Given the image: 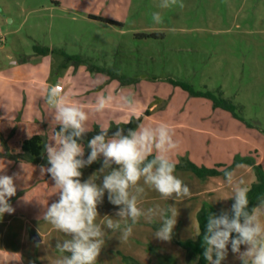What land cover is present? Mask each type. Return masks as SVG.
Masks as SVG:
<instances>
[{
  "label": "rangeland",
  "instance_id": "obj_1",
  "mask_svg": "<svg viewBox=\"0 0 264 264\" xmlns=\"http://www.w3.org/2000/svg\"><path fill=\"white\" fill-rule=\"evenodd\" d=\"M181 2L183 8H160L161 0H0V84L13 77V61L38 69L27 97L35 104L30 110L42 113L31 120L42 123L44 136L47 125L57 124L47 92L60 84L63 95L83 108L93 92L113 97L103 113L88 111L89 129L97 122L108 128L112 122L126 123L148 110L140 126L165 123L173 130L179 144L176 164L188 160L223 171L206 179L175 171L191 191L182 200H164L146 188L142 208L174 205L178 211L171 242L153 236L158 221L141 218L124 242L119 232L105 228L97 264H171L170 256L175 264H196L179 243L197 238V213L204 205L216 215L230 212L234 201L223 200L232 195L225 171L233 172L234 184L243 181L249 187L257 181L254 165L264 170V0ZM154 12L162 16L161 24L153 22ZM35 45L59 52L36 55ZM66 55L81 56L86 64L67 61ZM92 64L109 74L90 72ZM176 82L224 98L234 111L215 107L212 97L193 95ZM124 96L134 97L136 104H124ZM6 149L16 156L13 161L21 160L7 170ZM18 153L15 147L0 148V174L15 176L17 187L9 200L15 211L0 216V264H55L61 255L55 245L67 237L42 218L45 207L58 200L50 174L41 173L50 165L47 156L30 165ZM99 169H81V181L99 176ZM117 211L105 192L97 222L103 224L104 216L118 219ZM35 233L41 241L34 240Z\"/></svg>",
  "mask_w": 264,
  "mask_h": 264
},
{
  "label": "clouds",
  "instance_id": "obj_2",
  "mask_svg": "<svg viewBox=\"0 0 264 264\" xmlns=\"http://www.w3.org/2000/svg\"><path fill=\"white\" fill-rule=\"evenodd\" d=\"M159 7L183 8L184 4L181 0H161ZM152 20L155 24L163 22L159 12L152 14ZM121 100L129 107L136 104L132 96L121 97ZM112 102V96L99 95L91 110L103 113ZM46 103L54 112L59 130L54 132L51 142L45 144L50 167H42L41 173L50 174L58 200L45 207L42 218L67 237L55 245L61 254L55 264H97L106 244L104 229L119 232V240L124 242L141 218L148 223L158 221L153 236L162 242H171L178 216L175 206L145 209L140 203L146 188L154 190L164 200L191 196L189 187L175 175L173 153L179 144L173 130L160 123L141 125L126 132L117 127L109 135L110 128L101 127L99 134L88 142L90 154L85 159V149L79 141L89 132V112L55 87L48 90ZM101 157L103 165L98 173L103 177L102 184L96 183L100 175L93 178L95 174L82 182L81 169ZM3 168L0 167V172ZM224 176L232 195L223 200L234 202L230 212L209 214L203 235V255L208 264H222L230 245L231 252L238 255L242 264H264V199L250 207L249 187L243 181L234 184L232 171L226 170ZM14 178L0 174V216L15 211L9 203L17 192ZM105 192L108 201L118 206L115 214L118 219L104 216L101 224L97 222L98 205L103 203ZM199 235L200 228L196 232V236ZM241 246H245L243 251Z\"/></svg>",
  "mask_w": 264,
  "mask_h": 264
},
{
  "label": "trees",
  "instance_id": "obj_3",
  "mask_svg": "<svg viewBox=\"0 0 264 264\" xmlns=\"http://www.w3.org/2000/svg\"><path fill=\"white\" fill-rule=\"evenodd\" d=\"M34 51L36 55L47 56L50 54H54L59 52L57 49H53L50 47H42L39 45L34 46ZM67 61L77 60L80 63L86 64V60L83 59L81 56H71L66 55ZM88 70L90 72H98V73H107L109 72L104 68H97L96 66L88 65ZM176 84L180 85L184 89L188 90L191 94L196 96L206 95L212 97L214 100L215 107H222L224 109H228L234 111V106L224 98L217 99L210 94H203L199 91L193 90V88L185 83L176 82ZM149 115V111H145L143 115L139 117H133L126 123L116 124L112 122V125L109 127L111 135L117 127L123 128L125 132L128 129H136L140 126L145 116ZM42 123L38 122H27L22 121L21 119L17 118L11 121H3L0 120V148L4 149V147H15L17 148L20 153L18 156L25 160V162L29 163L30 165L36 164L39 162V159L44 158L47 156L45 151V144L50 143L52 140V136L55 131L59 130L57 124L47 125L48 126V133L46 136L43 135ZM100 126L95 125L93 129L89 130L86 133L82 140L79 142L84 146L85 149V156L90 154V148L88 147V142L97 134H99ZM5 157L7 159L3 162V164H8L5 170L10 169L11 164H20L21 160L13 161L16 158L15 155L11 154V151L6 149L4 150ZM103 165V158H99L97 161L93 162L90 166L86 167H93V168H101ZM115 167V166H114ZM255 173L257 177V181L254 182L250 187V191L248 193L249 198V206L256 205L261 199H264V170L261 165H254ZM178 170H187L191 171L195 176L206 179V177L218 176L221 175L223 171H220L216 168H207L204 166H198L190 161H184L182 163L176 164L175 171ZM229 171V170H228ZM52 182V187L54 189V181ZM209 214H213V212L208 208L206 205L202 207L197 213V222L198 227H200V235L197 236L195 240H188L180 242L179 244L183 246L184 249L187 250L190 259H194L196 264H207L208 261L205 259L203 252L205 250V246L203 244V235L206 232V225H207V218ZM235 236V234H233Z\"/></svg>",
  "mask_w": 264,
  "mask_h": 264
},
{
  "label": "crops",
  "instance_id": "obj_4",
  "mask_svg": "<svg viewBox=\"0 0 264 264\" xmlns=\"http://www.w3.org/2000/svg\"><path fill=\"white\" fill-rule=\"evenodd\" d=\"M14 62L15 64H13L12 62V65L14 67L10 70L11 71L10 73L11 75H13V77H10V76L5 77L1 81L2 84H0V120L11 121V120H15L19 118L22 121L32 122L31 120L32 116L35 118L42 116V113L38 112L37 114L36 111L30 110V107H32L35 104L31 105L27 97L28 90L31 87L35 88L32 86L36 82V79L34 78V76H36L39 73V71L37 68L35 69V66H31L28 62H18V61H14ZM31 76L32 78H28ZM15 77H18L19 79ZM20 77H24L26 79H22ZM45 80L46 79L44 77L43 81ZM63 92H64V89L62 90L61 94H63ZM23 95L24 96L26 95L25 104H23ZM99 95H104V94L93 92L88 97V99L85 100L86 101L84 102L85 110L92 111L91 110L92 105L95 103ZM97 123L95 125H98ZM116 124H119V123H116ZM89 130H91V128ZM244 247L245 246H241V251L244 250ZM170 260H171V264H175L174 257L170 256ZM222 264H242V262L238 258V255L233 254L231 252L230 245H229L228 255L226 259L222 261Z\"/></svg>",
  "mask_w": 264,
  "mask_h": 264
},
{
  "label": "built area",
  "instance_id": "obj_5",
  "mask_svg": "<svg viewBox=\"0 0 264 264\" xmlns=\"http://www.w3.org/2000/svg\"><path fill=\"white\" fill-rule=\"evenodd\" d=\"M54 87H55L59 92H62V90H63V86L60 85V84L55 85Z\"/></svg>",
  "mask_w": 264,
  "mask_h": 264
},
{
  "label": "water",
  "instance_id": "obj_6",
  "mask_svg": "<svg viewBox=\"0 0 264 264\" xmlns=\"http://www.w3.org/2000/svg\"><path fill=\"white\" fill-rule=\"evenodd\" d=\"M34 240H35L36 242L41 241V238H40V236H39L37 233L34 234Z\"/></svg>",
  "mask_w": 264,
  "mask_h": 264
}]
</instances>
